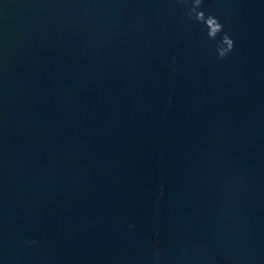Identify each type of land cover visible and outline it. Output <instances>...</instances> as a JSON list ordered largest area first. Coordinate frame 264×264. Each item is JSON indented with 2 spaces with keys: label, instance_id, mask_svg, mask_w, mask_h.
<instances>
[{
  "label": "water",
  "instance_id": "1",
  "mask_svg": "<svg viewBox=\"0 0 264 264\" xmlns=\"http://www.w3.org/2000/svg\"><path fill=\"white\" fill-rule=\"evenodd\" d=\"M0 264H264V0H0Z\"/></svg>",
  "mask_w": 264,
  "mask_h": 264
}]
</instances>
